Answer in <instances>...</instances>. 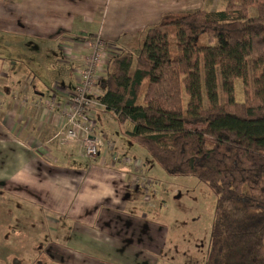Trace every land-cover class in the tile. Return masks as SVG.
<instances>
[{"label": "trees", "instance_id": "1", "mask_svg": "<svg viewBox=\"0 0 264 264\" xmlns=\"http://www.w3.org/2000/svg\"><path fill=\"white\" fill-rule=\"evenodd\" d=\"M132 42L109 59L100 103L166 173L215 193L204 264H264V0L172 12Z\"/></svg>", "mask_w": 264, "mask_h": 264}, {"label": "crops", "instance_id": "2", "mask_svg": "<svg viewBox=\"0 0 264 264\" xmlns=\"http://www.w3.org/2000/svg\"><path fill=\"white\" fill-rule=\"evenodd\" d=\"M206 3L0 0V82L27 81L32 86L29 90L19 88L20 84L0 89V174L5 170L12 183L11 188L0 185V189L20 196L25 209L44 208L61 216L69 223L65 224L70 229L67 240H83L89 249L83 251L92 258L109 257L111 249L119 250L131 240L141 243L156 229L137 206L135 197L140 191H130L128 167L114 165L110 151L90 158L78 143L59 141L65 124L56 104L65 105L70 99L75 89L72 66L81 65L86 55L78 37L99 34L109 44L116 43L117 48L131 49L133 37L160 23L164 15L204 8ZM64 44L70 46L72 61L65 57ZM114 121L115 115L103 109L97 129L115 138L113 151L137 156L124 137L112 135L120 127ZM143 159L144 170L149 173L153 165L148 158ZM116 241H122V245L117 246Z\"/></svg>", "mask_w": 264, "mask_h": 264}, {"label": "rangeland", "instance_id": "3", "mask_svg": "<svg viewBox=\"0 0 264 264\" xmlns=\"http://www.w3.org/2000/svg\"><path fill=\"white\" fill-rule=\"evenodd\" d=\"M227 5L228 0H207L204 8L217 10L224 9ZM253 11L255 12V10ZM91 35L78 37L81 44H84L85 38L90 39ZM1 36L0 34V42ZM92 36L100 35L93 34ZM103 40L107 43L105 57L107 59L124 50V46L120 49L117 48L116 43L109 44V41ZM69 42V45L72 46V40ZM171 46H175L173 38H171ZM131 49L138 53L136 46H132ZM87 50L88 48H85L86 54ZM5 68L9 69L8 66ZM23 83L4 80L0 82V89L2 86L3 89H10L14 84L16 87L20 84L19 88L32 89L27 81L24 85ZM35 85L37 86V84ZM236 89L238 99H243V84L239 79L236 80ZM103 109V106L95 108L97 123ZM98 112H100L99 115ZM100 121L102 122V120ZM115 124H117L116 121H114ZM130 126L131 124L124 128ZM97 127L95 132L104 135ZM113 132L112 135L115 134L119 138L124 137L126 144L130 147L133 146V150L138 153L137 156H132L133 158L141 155L143 158H148L149 163L153 165L148 169L150 175L144 170V159L139 157L143 162V168L141 167L143 172L146 173V176L158 180V184H155L148 194L150 197L148 200H151L149 203L144 201L145 195L141 191L135 198L139 210L144 212L143 217H146L148 224L156 229L155 233L150 234L146 239H141V243L131 240L130 244H126L119 250L111 249L109 257H101L98 260L86 255L83 250L89 249L86 247L87 243L82 242L83 240H67L70 229L65 224L69 225V223L64 222L61 216L51 214L44 208L42 210L35 207L25 209L24 205L20 203L22 201L20 196L11 191L5 189L1 191L0 189V264H37L38 260H42L46 264H204L211 226L216 213L217 198L215 193L206 182L199 180L194 175L166 173L152 155L144 147L134 143L123 129L118 127ZM112 138L115 140L113 136ZM122 165L133 170L132 166ZM3 172L0 174V185L7 189L11 188L12 183L6 176V171L3 170ZM7 174H9L8 170ZM163 237L164 240L161 241L160 238ZM94 240L96 242L97 237ZM121 242L116 241L115 243L118 246ZM89 244L91 245L92 242ZM89 248L91 249V247ZM14 260H17L18 263H15Z\"/></svg>", "mask_w": 264, "mask_h": 264}, {"label": "built area", "instance_id": "4", "mask_svg": "<svg viewBox=\"0 0 264 264\" xmlns=\"http://www.w3.org/2000/svg\"><path fill=\"white\" fill-rule=\"evenodd\" d=\"M82 45L81 51L83 48L88 50L82 64L73 67L76 82L74 92L65 105L56 104L58 108H61V118L65 124V129L58 134L59 141L78 143L85 156L90 158L98 157L102 151H110L114 165L123 163L126 166H132V171L129 168L131 177L128 181L129 188L141 191L145 195L144 200L150 201L148 194L155 184H158V180L146 176L141 169L143 162L140 158L113 151L115 141L111 135L104 136L95 132L97 126L95 108L103 106L99 101L101 91L98 82L104 76L109 61L105 58L107 43L100 36H91L90 39L85 38ZM62 48L66 59L72 61L70 46L64 44ZM48 103L52 104V100Z\"/></svg>", "mask_w": 264, "mask_h": 264}]
</instances>
